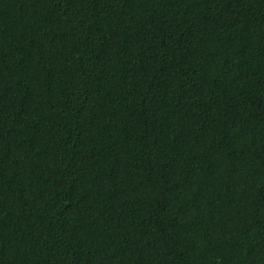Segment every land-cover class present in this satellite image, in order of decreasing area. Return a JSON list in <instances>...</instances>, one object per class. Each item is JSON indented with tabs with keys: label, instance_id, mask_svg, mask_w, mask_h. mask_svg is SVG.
<instances>
[{
	"label": "trees",
	"instance_id": "1",
	"mask_svg": "<svg viewBox=\"0 0 264 264\" xmlns=\"http://www.w3.org/2000/svg\"><path fill=\"white\" fill-rule=\"evenodd\" d=\"M0 264H264V0H0Z\"/></svg>",
	"mask_w": 264,
	"mask_h": 264
}]
</instances>
